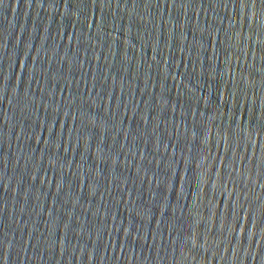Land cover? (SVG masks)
<instances>
[{
    "label": "water",
    "instance_id": "obj_1",
    "mask_svg": "<svg viewBox=\"0 0 264 264\" xmlns=\"http://www.w3.org/2000/svg\"><path fill=\"white\" fill-rule=\"evenodd\" d=\"M0 264H264V3L0 0Z\"/></svg>",
    "mask_w": 264,
    "mask_h": 264
},
{
    "label": "snow or ice",
    "instance_id": "obj_2",
    "mask_svg": "<svg viewBox=\"0 0 264 264\" xmlns=\"http://www.w3.org/2000/svg\"><path fill=\"white\" fill-rule=\"evenodd\" d=\"M261 3H264V0H261Z\"/></svg>",
    "mask_w": 264,
    "mask_h": 264
}]
</instances>
